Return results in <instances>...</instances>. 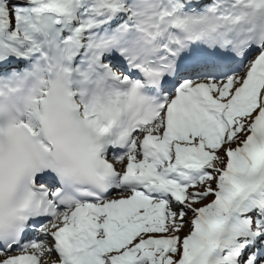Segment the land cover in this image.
<instances>
[{"label":"snow or ice","instance_id":"snow-or-ice-1","mask_svg":"<svg viewBox=\"0 0 264 264\" xmlns=\"http://www.w3.org/2000/svg\"><path fill=\"white\" fill-rule=\"evenodd\" d=\"M0 264H264V0H0Z\"/></svg>","mask_w":264,"mask_h":264}]
</instances>
